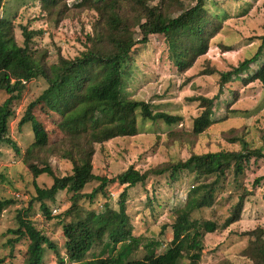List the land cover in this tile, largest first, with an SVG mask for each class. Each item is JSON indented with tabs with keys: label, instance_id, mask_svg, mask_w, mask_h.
<instances>
[{
	"label": "trees",
	"instance_id": "16d2710c",
	"mask_svg": "<svg viewBox=\"0 0 264 264\" xmlns=\"http://www.w3.org/2000/svg\"><path fill=\"white\" fill-rule=\"evenodd\" d=\"M65 1L40 0V7L53 20V14L60 17L61 12L68 8ZM151 1L76 2L74 8L92 10L96 12L97 19L92 24V33L87 35L85 49L72 58L60 56L55 62L47 64L45 50H31L29 44L34 32L25 26L22 27L23 45L0 43V91L8 95L0 104V144L10 143L18 151L7 133L8 119L12 115L11 104L19 98L26 82L37 77L46 82L38 96L27 103L17 122L19 129L28 124L33 135L24 155L33 178L34 194L25 208L17 210V227L9 229L14 236L7 239L12 248L22 239L28 241L22 254V264H42L46 246L60 264L65 263L64 257L67 264H199L205 234L225 229L240 218L249 192L243 189L237 178L251 158L264 159L260 147L252 148L243 139L240 140L239 150L191 153L185 159L162 162L144 171L130 165L111 178L93 173L95 144L118 136L135 135L140 123L148 120L174 124L180 119L177 115L153 110L147 101L124 96V74L135 53L150 41L151 36H163L167 57L173 66L184 71L198 56L206 53L209 37L217 28L218 16H212L205 0H196L189 7H184L180 0H159L154 4ZM2 24L0 20V30ZM261 57H264V36L255 53L231 70L220 73L219 90L215 96L194 98L198 100L201 111L193 119L191 135H198L207 127L213 115L214 99L224 83L246 73L252 63H257V69L247 73L246 81L259 80L264 85V60L260 61ZM48 118L54 127L51 132L45 124ZM35 150L69 161L70 172L55 175L48 163L43 166L35 162L30 164L27 158H37ZM44 173L52 177L48 187H41L35 181ZM164 174L171 181L178 180L182 175H192L194 183L183 207L173 210L174 221L170 224L172 237L167 247L157 252L160 242L149 240L143 243L142 255L134 257L132 255L141 242L131 232L129 213L126 211L128 189L138 183L145 184L150 176ZM230 175L236 189H242L231 214L222 224L208 218H194L192 213L195 210L215 204L217 191ZM93 180H97L98 184L90 192H82L84 186ZM260 180H264V175L257 177L255 182ZM112 183L122 187L113 196L109 191ZM59 190L69 193L70 201L62 212L63 253L35 226L29 215L32 203L37 201L41 212L50 217L48 201L53 202ZM99 194L105 198L117 197V208H112L108 202L99 204L102 209L98 210L83 208L79 204L84 199L95 201ZM13 202L12 198H0V214ZM243 233L248 238L241 255L252 264H264L263 228L258 226ZM92 248L98 249L100 254L107 251V256L92 252L88 257ZM2 262L0 258V264Z\"/></svg>",
	"mask_w": 264,
	"mask_h": 264
},
{
	"label": "rangeland",
	"instance_id": "374dc122",
	"mask_svg": "<svg viewBox=\"0 0 264 264\" xmlns=\"http://www.w3.org/2000/svg\"><path fill=\"white\" fill-rule=\"evenodd\" d=\"M78 1L66 0L68 8L61 12L60 17L53 14L52 20L42 11L40 0H0V20L3 23L0 43L23 45L22 27L25 26L34 32L29 44L31 50H45L47 64L55 62L60 56L74 57L85 49L87 35L92 33V24L97 19L96 12L92 10L74 8ZM158 2L153 0L151 4ZM180 2L184 7H189L196 0ZM205 2L212 16H218L217 28L209 37L206 53L198 56L188 69L180 71L167 57L163 36H151L150 41L135 53L124 74L125 97L147 101L153 110L177 115L180 119L174 124L148 120L144 124L140 123L135 135L118 136L95 144L92 157L94 174L111 178L130 165L144 171L162 162L185 159L191 153L239 150L241 139L252 148L260 147L264 152V85L259 80L246 81L247 73L256 70L257 63H252L240 77H232L224 83L214 99L213 115L207 127L200 134L191 135L193 119L201 111L198 100L194 98L215 96L219 90L220 73L231 70L255 53L264 36V0ZM262 60L264 57H261ZM45 86L42 77L26 82L19 98L11 104L12 115L8 119L7 133L18 151L10 143L0 144V198H12L14 201L0 214L1 264H22V254L28 242L22 239L13 248L7 242L8 238L14 236L9 229L17 227V210L25 208L34 194L33 178L24 155L33 135L28 124L19 129L17 122L27 103L37 97ZM7 96L3 90L0 91V104ZM50 120L48 118L45 124L51 132L54 127ZM35 154L37 158H27L30 164L35 162L43 166L48 163L55 175L70 172L69 161L58 159L46 151L35 150ZM262 175L264 159L251 158L242 175L237 178V182L249 192L242 205L240 218L225 229L205 234L199 264H252L241 255L248 238L243 232L258 226L264 231V180L255 182ZM35 181L41 187H48L52 177L44 173L37 176ZM193 183L192 175H182L178 180L171 181L164 174L150 176L145 184L138 183L128 189L126 211L129 213L131 232L141 242L132 256H141L144 252L143 243L149 240L160 242L157 252L167 247L172 237L170 224L174 221L173 210L183 207ZM97 184V180L91 181L82 192H90ZM241 190L236 189L230 175L217 191L215 204L195 210L192 216L222 224L231 214ZM68 196L69 193L59 190L54 201H48L50 217L41 212L37 201L32 203L29 211L35 226L58 245L61 253L64 252L61 220L62 212L70 204ZM117 200V197L105 198L99 194L95 201L84 199L79 204L83 208L98 210L102 209L99 204L108 202L116 209ZM65 219L68 217L65 216ZM45 248L42 264H60L53 252L47 246ZM92 252L102 257L108 253L104 251L100 254L98 249L92 248L88 257ZM64 262L67 264L66 257Z\"/></svg>",
	"mask_w": 264,
	"mask_h": 264
},
{
	"label": "built area",
	"instance_id": "2783aa9c",
	"mask_svg": "<svg viewBox=\"0 0 264 264\" xmlns=\"http://www.w3.org/2000/svg\"><path fill=\"white\" fill-rule=\"evenodd\" d=\"M122 187L121 186H117L116 183H112L109 186V191H110V195L113 196L115 195Z\"/></svg>",
	"mask_w": 264,
	"mask_h": 264
}]
</instances>
